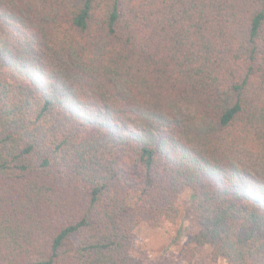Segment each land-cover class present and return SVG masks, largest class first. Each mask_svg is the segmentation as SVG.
I'll return each mask as SVG.
<instances>
[{
    "label": "trees",
    "instance_id": "trees-1",
    "mask_svg": "<svg viewBox=\"0 0 264 264\" xmlns=\"http://www.w3.org/2000/svg\"><path fill=\"white\" fill-rule=\"evenodd\" d=\"M251 154L264 0H0V264H138L185 191L188 244L264 264Z\"/></svg>",
    "mask_w": 264,
    "mask_h": 264
},
{
    "label": "rangeland",
    "instance_id": "rangeland-1",
    "mask_svg": "<svg viewBox=\"0 0 264 264\" xmlns=\"http://www.w3.org/2000/svg\"><path fill=\"white\" fill-rule=\"evenodd\" d=\"M244 163L253 175L264 177V159L251 154L246 155ZM190 203V192L185 191L178 201L180 214L175 223L158 227L142 224L134 231L130 252L138 264H225L223 259H212L208 246L194 249L188 244L198 231L195 218L188 211Z\"/></svg>",
    "mask_w": 264,
    "mask_h": 264
}]
</instances>
